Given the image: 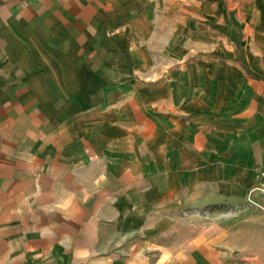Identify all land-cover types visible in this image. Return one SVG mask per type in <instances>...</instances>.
<instances>
[{
	"label": "crops",
	"instance_id": "obj_1",
	"mask_svg": "<svg viewBox=\"0 0 264 264\" xmlns=\"http://www.w3.org/2000/svg\"><path fill=\"white\" fill-rule=\"evenodd\" d=\"M111 1L0 0V264L154 263V237L144 247L135 235L160 190L151 167L163 166L164 192L195 183L210 189L196 197H245L264 210V191L248 195L264 168L263 49L257 71L240 56L208 72L200 62L192 86L167 79L185 88L125 100L124 80L95 76L91 61L92 49H116Z\"/></svg>",
	"mask_w": 264,
	"mask_h": 264
},
{
	"label": "rangeland",
	"instance_id": "obj_2",
	"mask_svg": "<svg viewBox=\"0 0 264 264\" xmlns=\"http://www.w3.org/2000/svg\"><path fill=\"white\" fill-rule=\"evenodd\" d=\"M109 12L121 24L116 29L118 38L113 40L116 43H112L116 49H100V53L92 49V67L97 77L123 79L125 100L131 99L134 91L146 101L151 91L159 95V89L185 88L165 87L167 79L181 77L184 86H192L185 79L191 78L190 70L194 73L200 62L237 61L235 57L240 56L258 70L254 63L260 59L255 50L264 51V0H112ZM244 24L248 25L247 34ZM201 68L194 75L202 83L205 72ZM178 98L171 100L177 102ZM140 113L139 152L146 160L147 113ZM151 168L160 190L154 191L155 203L138 217L148 227L139 226L135 234L144 247L147 239L154 237L149 250L156 261L151 264H169L167 259L181 264L175 262L181 249L182 258L184 255L188 261L185 264H195L196 241L205 243L201 264H264V210L250 205L245 197H196L210 189L197 190L195 183L180 191L179 183L173 182L168 188L171 192H164L163 166ZM216 223L223 228L215 230ZM239 232L242 239L237 237Z\"/></svg>",
	"mask_w": 264,
	"mask_h": 264
},
{
	"label": "built area",
	"instance_id": "obj_3",
	"mask_svg": "<svg viewBox=\"0 0 264 264\" xmlns=\"http://www.w3.org/2000/svg\"><path fill=\"white\" fill-rule=\"evenodd\" d=\"M258 181L248 189V195L254 190L264 191V168L257 170ZM248 199H250L248 197Z\"/></svg>",
	"mask_w": 264,
	"mask_h": 264
}]
</instances>
